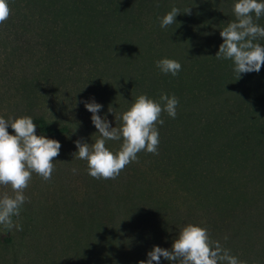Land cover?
<instances>
[{
	"label": "trees",
	"instance_id": "obj_1",
	"mask_svg": "<svg viewBox=\"0 0 264 264\" xmlns=\"http://www.w3.org/2000/svg\"><path fill=\"white\" fill-rule=\"evenodd\" d=\"M19 2L20 10H46L41 21L48 25L109 43L108 64L115 71L125 61V70L132 72L137 59L141 95L159 101L166 93L179 100L176 118L163 112L164 124L157 125L158 154L151 186L139 195L142 202L121 204L108 219L94 213L97 218L78 223L89 232L91 241L82 252L92 244L90 264L147 261L153 246L171 249L188 224L206 228L212 241L243 264H264V206L255 199H264V65L238 79L231 60L215 58L223 43L220 31L235 19L237 0ZM173 7L181 10L176 24L162 29L161 18ZM189 7L191 14L183 13ZM145 15L153 21L151 30L143 26ZM257 23L264 27V17ZM258 42L264 45V39ZM163 58L180 62L177 76L156 67ZM51 130L69 132L66 125ZM20 224L22 231L0 225V248L13 263L40 241L33 222ZM160 264L171 262L161 257Z\"/></svg>",
	"mask_w": 264,
	"mask_h": 264
},
{
	"label": "rangeland",
	"instance_id": "obj_2",
	"mask_svg": "<svg viewBox=\"0 0 264 264\" xmlns=\"http://www.w3.org/2000/svg\"><path fill=\"white\" fill-rule=\"evenodd\" d=\"M19 1L8 0L11 14L0 25V116H30L37 125L36 135L59 141L61 149L54 158L51 180L44 181L33 173L24 192L29 201L20 217H13L14 222L37 226L38 245L21 251L18 263L10 261L0 248V264H90L92 244L82 252L91 241L89 232L78 223L97 218L94 213L107 214V218L99 216L100 220L113 217L110 211L121 204H140L139 195L151 186L148 181L155 162L154 154L148 153L145 158V151H141L138 162L128 164L116 179L91 177L87 161L73 155L78 151L75 141L92 144L98 138L92 114L83 101L102 105L98 115L106 116L112 127H119V117L141 95L139 61L131 63L132 72L125 70V61L118 62L115 71L108 64L109 43L60 30L58 24L48 25L41 21L46 10H20ZM142 21L146 30L152 29L149 15L142 16ZM109 106L113 113L108 111ZM65 125L67 134L51 130ZM8 132L15 134L10 126ZM122 142L108 141L106 147L115 153ZM252 185L247 186L252 189ZM5 191L12 194L10 187H0V195ZM255 199L264 206V199ZM223 230L233 235L232 230Z\"/></svg>",
	"mask_w": 264,
	"mask_h": 264
},
{
	"label": "clouds",
	"instance_id": "obj_3",
	"mask_svg": "<svg viewBox=\"0 0 264 264\" xmlns=\"http://www.w3.org/2000/svg\"><path fill=\"white\" fill-rule=\"evenodd\" d=\"M180 13L179 8L173 7L161 18L160 27L165 29L176 24V17ZM183 13L191 14V7L184 9ZM233 13L235 19L220 31L223 43L215 58L231 60L233 70L240 79L242 73H259L264 65V45L258 42L264 39V27L257 23L264 17V0H237ZM10 14L8 0H0V25L8 20ZM156 67L161 73L173 77L182 69L180 62L168 58L157 60ZM83 103L92 114L91 122L98 130V138L92 144L75 141L78 151L73 155L87 161L91 177L109 180L116 179L128 164L138 162L141 151L158 154L160 139L157 125L164 124L161 119L163 112L170 118H176L179 100L175 95L166 93H161L159 101L144 94L139 95L119 117L122 121L119 127H112L106 116L98 115L102 105L94 100ZM108 111L113 113L110 106ZM9 126L14 130V135L9 134ZM36 128L30 116L15 119L0 116V187H10L12 192L11 195L7 191L0 195V225L8 231L13 228L23 230L18 221H13V217H20L23 205L29 201L24 192L32 175L35 173L44 181L51 180L55 171L54 158L60 154V142L36 135ZM121 139L123 142L117 152L106 147L108 141ZM147 257V261H139V264H160L161 257L171 264H243L218 241H212L206 228L193 224L180 230L171 249L153 246Z\"/></svg>",
	"mask_w": 264,
	"mask_h": 264
}]
</instances>
